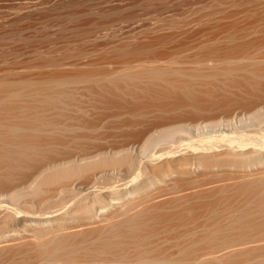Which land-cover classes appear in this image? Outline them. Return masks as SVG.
I'll list each match as a JSON object with an SVG mask.
<instances>
[{
	"label": "bare ground",
	"instance_id": "obj_1",
	"mask_svg": "<svg viewBox=\"0 0 264 264\" xmlns=\"http://www.w3.org/2000/svg\"><path fill=\"white\" fill-rule=\"evenodd\" d=\"M0 264H264V0H0Z\"/></svg>",
	"mask_w": 264,
	"mask_h": 264
}]
</instances>
